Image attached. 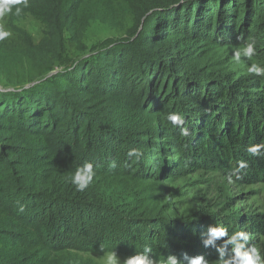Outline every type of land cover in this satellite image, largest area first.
Returning <instances> with one entry per match:
<instances>
[{
  "label": "trees",
  "instance_id": "16d2710c",
  "mask_svg": "<svg viewBox=\"0 0 264 264\" xmlns=\"http://www.w3.org/2000/svg\"><path fill=\"white\" fill-rule=\"evenodd\" d=\"M90 2L111 25L128 15L125 36L56 69L66 28ZM26 9L46 27L27 52L43 77L0 91V264H98L84 256L145 246L156 262L187 254L216 264L201 243L214 224L246 231L264 251V200L256 211L213 210L204 198L178 206L175 191L202 174L229 182L240 161L247 167L229 183H264V151L246 152L264 144V77L247 71L264 64V0H29ZM252 38L257 55L235 62ZM86 162L96 177L78 192L69 178Z\"/></svg>",
  "mask_w": 264,
  "mask_h": 264
},
{
  "label": "rangeland",
  "instance_id": "374dc122",
  "mask_svg": "<svg viewBox=\"0 0 264 264\" xmlns=\"http://www.w3.org/2000/svg\"><path fill=\"white\" fill-rule=\"evenodd\" d=\"M106 11L105 7L90 2L74 24L66 28L64 37L67 41L61 65L56 69L69 67L77 56L86 57L88 53L91 55L102 46H109L111 39L125 36V28L130 24L129 16L117 17L115 24L111 25ZM0 25L12 33L11 37L0 41V91L10 88L5 83L6 80L15 84L18 80L27 81L16 89L29 87L37 81V78L43 77L37 75L33 69L27 52L28 48H35L44 39L45 24L38 16L23 8L19 15L13 10V13L0 18ZM54 72L51 71L48 75ZM175 191L178 206L184 202L200 201L204 198V205L208 203L209 208L213 210L226 208L228 211H256L264 200V183L236 188L214 174H202L191 180L184 179L177 184ZM84 257L102 264V256ZM119 257L121 260L126 258ZM156 264L161 262L158 261Z\"/></svg>",
  "mask_w": 264,
  "mask_h": 264
},
{
  "label": "clouds",
  "instance_id": "9594fccd",
  "mask_svg": "<svg viewBox=\"0 0 264 264\" xmlns=\"http://www.w3.org/2000/svg\"><path fill=\"white\" fill-rule=\"evenodd\" d=\"M29 6V0H0V18H3L11 13L13 10L16 15H19L23 8ZM12 36L11 31L0 25V41H3ZM257 55V43L255 38L245 42L241 48L233 52L235 62H241V58L251 60L252 57ZM249 74L264 77V64L250 63L247 66ZM168 121L173 126H182L184 124V117L178 112H171L167 116ZM183 135L187 136L188 131L186 128L181 127ZM264 151V144L251 145L246 148V152L250 156H258ZM143 153L136 149L131 148L127 152L129 158H139ZM110 167H116V161L112 160L109 163ZM247 167L246 161H240L238 167L232 170L227 179L232 182V178L239 180L241 177L237 175L240 170ZM96 171L93 163L86 162L76 168L71 174L69 180L78 192L85 191L94 181ZM22 210V209H21ZM201 243L204 248L215 249L217 253L216 264H264V251L255 244H250V234L244 230L234 231L229 233L228 227L222 224L209 225L206 232L201 234ZM220 241V243H217ZM152 249L145 246L142 251L135 252L134 254L121 260V258L113 250L106 252L102 257V264H156V261L151 255ZM212 264L211 261L206 259L203 255L188 256L184 255L183 261L175 255H168L161 264Z\"/></svg>",
  "mask_w": 264,
  "mask_h": 264
}]
</instances>
